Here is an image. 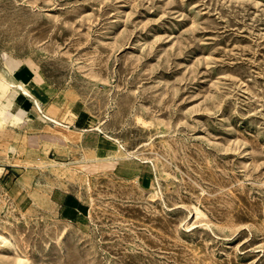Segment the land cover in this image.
<instances>
[{
    "label": "rangeland",
    "instance_id": "rangeland-1",
    "mask_svg": "<svg viewBox=\"0 0 264 264\" xmlns=\"http://www.w3.org/2000/svg\"><path fill=\"white\" fill-rule=\"evenodd\" d=\"M15 65L50 113L104 121L120 164L0 91L20 117L0 129V264H264V0H0V76Z\"/></svg>",
    "mask_w": 264,
    "mask_h": 264
},
{
    "label": "crops",
    "instance_id": "crops-1",
    "mask_svg": "<svg viewBox=\"0 0 264 264\" xmlns=\"http://www.w3.org/2000/svg\"><path fill=\"white\" fill-rule=\"evenodd\" d=\"M10 69L13 80L17 81L19 77H21L20 75H24V79L26 76H28V74L24 73L23 70L19 71L20 68L18 67V65H15V67L11 66ZM18 98L19 97L17 94L15 100L18 101ZM22 100L24 103V100L26 99ZM49 102L50 100H48V103ZM41 104L44 106V110H46L47 104L44 102H41ZM57 106V109H54V111L53 109L51 110L50 115L60 120L62 123L69 125L70 127L81 129L82 133L77 140L80 146L92 152L96 157L100 159L110 160V168L112 171H115L120 164L118 159L116 158L117 149L115 148V144L113 143V141H111L112 139H107V136L105 134L104 135L106 137L101 135V131L95 129V117L85 108V106L80 101L71 102L67 108L66 106H64L63 102H60L59 104L57 103ZM6 166L12 168V165L10 164H6ZM58 209L59 214L63 217H77L86 209V204L74 194L68 193L64 194L60 198L58 202Z\"/></svg>",
    "mask_w": 264,
    "mask_h": 264
},
{
    "label": "bare ground",
    "instance_id": "bare-ground-1",
    "mask_svg": "<svg viewBox=\"0 0 264 264\" xmlns=\"http://www.w3.org/2000/svg\"><path fill=\"white\" fill-rule=\"evenodd\" d=\"M12 87L16 88L19 92V95H20L18 98V101H17V107H18L17 109L18 110H20L21 108H23L25 106L22 98L27 99V100L29 99V101L35 106L37 111H39L41 113V116L43 117V119L51 121L55 125L71 129V131H73L72 134L67 133L66 136L72 141L78 140V138L80 137V135L82 133L81 129H76L74 127H70L69 125L62 123L60 120L52 117L48 110H42V104H41L40 100L25 86V84L23 82L16 81L13 79H9L6 76L5 77L0 76V91H1V93L2 92L5 93L6 91H8ZM14 119H20V117L19 116L17 117V115L15 113H13L12 116H7V115L0 116V129L11 125V122ZM103 124H104V121H100L95 126V129L102 131L103 130ZM105 135L107 137L113 139L114 141H117V139L114 136L107 134V133ZM119 147H120L119 151L122 154H126V156H131L130 152H127V153L123 152L124 148H123L122 144L119 143ZM155 180H156V178H155ZM193 209H194L193 213H195V215L202 214L200 209L197 208L196 206H193ZM57 220H58V218H54V221H57ZM0 238H1V234H0ZM0 249H1V247H0Z\"/></svg>",
    "mask_w": 264,
    "mask_h": 264
}]
</instances>
